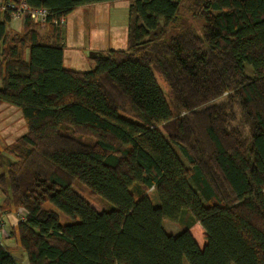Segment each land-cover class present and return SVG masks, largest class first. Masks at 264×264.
Segmentation results:
<instances>
[{"label": "trees", "instance_id": "16d2710c", "mask_svg": "<svg viewBox=\"0 0 264 264\" xmlns=\"http://www.w3.org/2000/svg\"><path fill=\"white\" fill-rule=\"evenodd\" d=\"M23 1L47 16L13 31L0 10V103L26 125L0 208L24 213L9 234L27 264H264V0H132L128 47L86 71L63 66L53 22L116 0Z\"/></svg>", "mask_w": 264, "mask_h": 264}, {"label": "rangeland", "instance_id": "374dc122", "mask_svg": "<svg viewBox=\"0 0 264 264\" xmlns=\"http://www.w3.org/2000/svg\"><path fill=\"white\" fill-rule=\"evenodd\" d=\"M132 0H117L92 3L79 6L67 17V24L63 27L65 33V55L71 54L73 60L66 59L64 66L77 70H90L94 67L90 52L99 49H126L128 47V7ZM16 21H13L15 23ZM197 26V25H195ZM197 31H199L197 29ZM157 83L163 90V93L170 101L169 90L164 80L153 70ZM247 73L249 71L247 70ZM18 112V113H17ZM12 123V125H10ZM13 129H10V127ZM0 173L5 171L6 162L13 159L11 154L4 150L7 143L19 137L26 132V125L19 109L10 103H0ZM15 130V131H14ZM177 154L185 163L181 152L177 149ZM75 188L80 195L91 204L97 211L109 210L112 204L100 197L92 194L88 187L82 184H75ZM149 197L154 205H158V200L153 193L149 191ZM1 209V208H0ZM3 211L1 210V214ZM2 218L4 223L7 219L10 222L4 224L5 230L10 231V223L16 221L19 217L15 211L7 209ZM61 222L69 220L64 216L60 217ZM162 225L166 231L177 234L180 227L170 220L164 219ZM199 225L195 224L191 231L199 239ZM6 232V233H7ZM6 238V237H5ZM4 238V239H5ZM3 241V240H2ZM7 241H4V243ZM7 243H17L16 239H10ZM19 247V246H18ZM20 248V247H19ZM22 251V250H21ZM13 249L12 253L22 264H27L25 254ZM21 254H20V253ZM183 264H187L184 260Z\"/></svg>", "mask_w": 264, "mask_h": 264}, {"label": "built area", "instance_id": "2783aa9c", "mask_svg": "<svg viewBox=\"0 0 264 264\" xmlns=\"http://www.w3.org/2000/svg\"><path fill=\"white\" fill-rule=\"evenodd\" d=\"M0 10H10L12 13V18H27L30 17L34 21L45 22L47 11L45 9H32L27 6L23 0H0ZM65 22L64 18L59 20H54L53 23L63 25ZM18 212L21 217L24 215L23 211L19 208ZM22 219V218H21ZM4 227V222L2 219L1 209H0V241L9 235ZM18 260V259H17ZM18 264H22L20 260L17 261Z\"/></svg>", "mask_w": 264, "mask_h": 264}, {"label": "crops", "instance_id": "0c3cea01", "mask_svg": "<svg viewBox=\"0 0 264 264\" xmlns=\"http://www.w3.org/2000/svg\"><path fill=\"white\" fill-rule=\"evenodd\" d=\"M117 1V0H116ZM72 13V12H71ZM70 13V14H71ZM27 18H11V22H10V28L13 30V31H21L22 29H23V25H24V22H25V20H26ZM13 21H16L15 23H13ZM66 24H67V18H65V24L63 25V27H65L66 26ZM63 29V28H62ZM40 32L42 33V32H44V29H41L40 30ZM64 38H65V33L64 32H62V42H61V44H62V46H63V66H64V62H65V60L66 59H68V60H73V58H72V56H71V54H68V55H65V41L63 42V40H64ZM103 50H108V48L107 49H97V50H95V51H91L90 52V58H91V60H92V57L94 56V55H96V54H98L100 51H103ZM65 67V66H64ZM66 68H68V67H66ZM68 69H72V68H68ZM72 70H77V69H72ZM78 71H82V70H78ZM18 113V112H17ZM10 125H12V123L10 124ZM9 126V125H8ZM1 127V126H0ZM10 127V126H9ZM10 129H12L11 127H10ZM13 130V129H12ZM15 131V130H14ZM16 139V138H15ZM15 139H13L12 141H14ZM12 141H10L9 143H7V144H10ZM6 144V145H7ZM2 202V196H1V194H0V203ZM18 210L19 209H17L16 211H15V214H17L19 217L16 219V221L15 222H13V223H10V227H11V229H10V231L12 230V229H14V227H15V225H16V223H17V221L19 220V219H21V218H23V216L21 217V214L18 212ZM13 211V210H12ZM5 214V211H3V213H2V218L4 217L3 215ZM4 222V221H3ZM6 222H10V220L9 219H7L6 220ZM5 222V223H6ZM4 223V224H5ZM9 231V232H10ZM10 239H15L14 237H11L10 236V234L9 235H7V237L5 238V239H2L3 241H1V243L3 244V245H5V246H7L9 249H10V251L12 252V250L14 249L16 252H17V250L19 251L20 249H19V247H18V245L16 244V243H12V244H10V243H7ZM4 241H7V242H5L4 243ZM21 251V250H20ZM20 253V252H19ZM21 253H22V251H21ZM20 253V254H21ZM13 254V253H12ZM13 256H14V254H13ZM16 256V255H15Z\"/></svg>", "mask_w": 264, "mask_h": 264}]
</instances>
